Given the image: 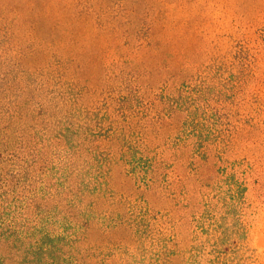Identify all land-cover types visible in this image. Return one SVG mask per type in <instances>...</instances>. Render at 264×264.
<instances>
[{"label": "rangeland", "instance_id": "obj_1", "mask_svg": "<svg viewBox=\"0 0 264 264\" xmlns=\"http://www.w3.org/2000/svg\"><path fill=\"white\" fill-rule=\"evenodd\" d=\"M100 1L0 0V264H264V0Z\"/></svg>", "mask_w": 264, "mask_h": 264}, {"label": "trees", "instance_id": "obj_2", "mask_svg": "<svg viewBox=\"0 0 264 264\" xmlns=\"http://www.w3.org/2000/svg\"><path fill=\"white\" fill-rule=\"evenodd\" d=\"M95 1H96L95 4H92L91 8L88 5V7L85 9L87 13H89V15L94 18V24H97L100 26L101 22H108V23H111L114 29L120 28L119 20L108 12L103 2L100 0H95ZM102 19L104 21H102ZM136 27H137V24H136ZM136 34H137V31L134 32L133 35H136Z\"/></svg>", "mask_w": 264, "mask_h": 264}]
</instances>
